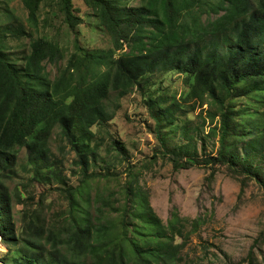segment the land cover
<instances>
[{"label": "trees", "instance_id": "trees-1", "mask_svg": "<svg viewBox=\"0 0 264 264\" xmlns=\"http://www.w3.org/2000/svg\"><path fill=\"white\" fill-rule=\"evenodd\" d=\"M41 1L22 0L33 25ZM56 1L64 23L76 34L83 20L75 15L72 0ZM80 1L97 17L112 47L76 50L52 79L45 65H57L64 57L56 43L36 38L17 68L7 52V37L26 31L22 25L0 29V239L8 249L0 262L14 253V264H182V250L201 219L181 217L174 208L165 223L140 184L138 170L129 169L124 184L113 172L90 171V161L99 156L97 132L118 110V104L107 107L112 94L121 100L155 72L187 75L190 107L205 106L200 115L219 124L211 129L219 132L218 151L198 160L191 149L204 136L186 131L181 134L188 141L184 146L174 144L161 154L176 170L207 167L209 184L223 166L245 174L244 184L248 177H259L251 161L264 151V0H141L137 7L120 5V0ZM243 101L248 106L237 108ZM145 103L155 120L152 133L167 149L169 136L163 132H178L183 106L175 98ZM55 128L75 153L77 185L66 184L54 168L59 162L52 158L49 141ZM112 145L125 161L124 146L117 140ZM21 149L37 182L63 185L56 191L64 195L66 208L49 228L40 211L27 213L17 233L14 197L1 179L16 166ZM241 149L246 164L240 169L236 158ZM263 179L258 182L264 189ZM101 183L105 186L99 188ZM15 198L22 203L19 192ZM255 260L252 246L244 262Z\"/></svg>", "mask_w": 264, "mask_h": 264}, {"label": "rangeland", "instance_id": "rangeland-1", "mask_svg": "<svg viewBox=\"0 0 264 264\" xmlns=\"http://www.w3.org/2000/svg\"><path fill=\"white\" fill-rule=\"evenodd\" d=\"M140 1L120 0L119 4L137 7ZM72 4L75 15L83 20L77 26L76 34L64 23L56 0L40 2L36 25L27 19L22 0H0V29L22 25L26 31L25 35L17 38L7 37V52L17 68L21 67L22 56L28 53L29 44L36 38L52 41L62 49L64 57L57 65H45V71L51 79L58 75L59 69L65 67L70 55L76 50L84 52L112 47L110 36L99 25L92 10L80 0H72ZM204 18L206 19V14L203 15ZM190 84L187 75L170 71L155 72L121 100L117 101L115 94H112L107 107L112 110L118 104V110L112 121L98 129L99 156L96 162L90 161V171L103 174L113 172L118 176L120 184H124L128 178V170H138L141 172L140 184L148 190L152 207L165 223L174 208L181 217L189 220L201 219L198 231L191 235L189 243L182 250V264H248L244 259L252 246L256 258L254 262L263 264L264 189L258 180L264 178V151L260 157L251 161L261 175L253 179L248 177L246 184L242 183L245 174L232 173L227 166L218 169L214 180L209 184L207 178L210 170L207 167L200 165L176 170L169 157L161 154L171 149L174 144L184 146L188 141L181 134L186 131L190 136L197 131L200 132L199 136H204L203 140L195 141L196 149H191V152L196 151L198 160H205L208 155L214 156L218 151L219 132L218 129L211 132V129L219 124H212L204 119L205 115H200V110L206 111L205 106H195V110L190 107L192 100L187 96ZM149 98H175L183 106V110L177 114L181 126L178 132L173 135L167 130L163 132L169 136L168 139L173 137L172 140H165L164 144L167 142L169 147L164 150L163 142L152 133L155 120L145 103ZM238 106L237 108H243L248 105L243 101ZM59 132L55 128L49 141L52 158L59 162L54 168L66 184L77 185L80 176L75 153ZM114 140L124 146L125 161L113 150ZM241 146L244 145L241 143ZM108 150L112 152L108 153ZM243 155L242 149L239 150L236 160L240 169L246 164L243 162ZM3 174H7V177L1 180L14 197L12 218L17 233L24 227L27 213L32 211H40L47 228L56 223L59 212L66 208L64 195L56 191V188H62L63 185L57 182H37L33 178L32 168L27 166L24 149L19 151L14 169ZM116 184L112 182L110 186L118 190ZM103 186L104 183L98 185L99 188ZM18 192L22 203L16 201L15 194ZM7 252L8 249L2 245L0 239V256L3 257ZM14 255L10 254L0 264H14Z\"/></svg>", "mask_w": 264, "mask_h": 264}]
</instances>
